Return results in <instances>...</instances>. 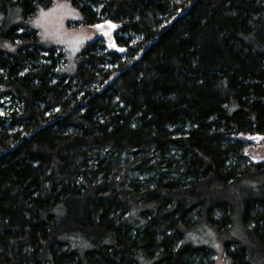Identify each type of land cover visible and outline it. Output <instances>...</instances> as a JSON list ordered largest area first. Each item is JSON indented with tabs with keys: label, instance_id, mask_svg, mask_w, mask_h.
<instances>
[{
	"label": "trees",
	"instance_id": "obj_1",
	"mask_svg": "<svg viewBox=\"0 0 264 264\" xmlns=\"http://www.w3.org/2000/svg\"><path fill=\"white\" fill-rule=\"evenodd\" d=\"M51 2L0 0V264H214L204 224L264 264V0H71L74 74L29 26Z\"/></svg>",
	"mask_w": 264,
	"mask_h": 264
},
{
	"label": "rangeland",
	"instance_id": "obj_2",
	"mask_svg": "<svg viewBox=\"0 0 264 264\" xmlns=\"http://www.w3.org/2000/svg\"><path fill=\"white\" fill-rule=\"evenodd\" d=\"M29 26L36 29L38 40L44 47H56L57 56L61 54L56 69H64L65 72L74 74L80 59V54L85 50L88 41L95 39L100 30H95L83 24V18L80 10L74 6L71 0H52L51 4L46 8L38 7L33 18L29 19ZM126 38L128 36L124 34ZM132 37L131 45L124 43L118 44L119 47H126L125 53L120 56L126 57L130 47L134 44L135 36ZM138 38V37H137ZM1 46V45H0ZM8 50L16 49V46L5 43L2 44ZM41 61H45L42 59ZM7 103V102H6ZM5 105H9V102ZM3 109H1L2 111ZM0 111V112H1ZM249 147L246 151L248 158L259 159L264 158V142L259 144L257 139H251ZM125 154L124 157H127ZM137 174H133L135 176ZM220 212H216V218H219ZM194 220L198 218L196 215ZM238 224V223H237ZM239 226L235 225L234 232L240 236ZM188 240L199 245H206L210 249L209 256L214 264H234L225 254L220 238L204 224V226L195 227L189 231Z\"/></svg>",
	"mask_w": 264,
	"mask_h": 264
},
{
	"label": "water",
	"instance_id": "obj_3",
	"mask_svg": "<svg viewBox=\"0 0 264 264\" xmlns=\"http://www.w3.org/2000/svg\"><path fill=\"white\" fill-rule=\"evenodd\" d=\"M114 45V46H113ZM109 48H111V49H116L117 51H118V49H123V51H118V52H120V54H123V53H125V50H126V47H119L118 46V44L115 42V40H114V38L113 37H111L110 39H109ZM260 137H263V135L262 136H258L257 138H260ZM260 140H262V139H257V141L259 142Z\"/></svg>",
	"mask_w": 264,
	"mask_h": 264
},
{
	"label": "snow or ice",
	"instance_id": "obj_4",
	"mask_svg": "<svg viewBox=\"0 0 264 264\" xmlns=\"http://www.w3.org/2000/svg\"><path fill=\"white\" fill-rule=\"evenodd\" d=\"M97 28H100L102 29L103 28V25H97L96 26ZM110 28H115V25H109ZM104 35H108V33H103ZM114 46V45H113ZM118 51H123V49H118ZM249 139H264V137H260V138H253V137H250Z\"/></svg>",
	"mask_w": 264,
	"mask_h": 264
}]
</instances>
